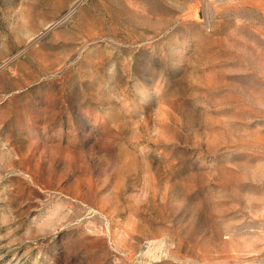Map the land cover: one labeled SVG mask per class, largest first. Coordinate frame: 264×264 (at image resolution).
<instances>
[{"label":"rangeland","instance_id":"1","mask_svg":"<svg viewBox=\"0 0 264 264\" xmlns=\"http://www.w3.org/2000/svg\"><path fill=\"white\" fill-rule=\"evenodd\" d=\"M0 264H264V0H0Z\"/></svg>","mask_w":264,"mask_h":264}]
</instances>
